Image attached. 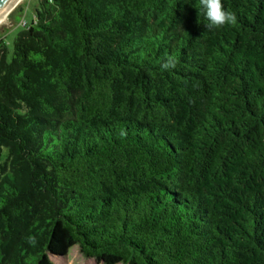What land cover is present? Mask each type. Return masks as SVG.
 Returning <instances> with one entry per match:
<instances>
[{"label": "trees", "instance_id": "trees-1", "mask_svg": "<svg viewBox=\"0 0 264 264\" xmlns=\"http://www.w3.org/2000/svg\"><path fill=\"white\" fill-rule=\"evenodd\" d=\"M222 6L37 0L0 46V264H264V0Z\"/></svg>", "mask_w": 264, "mask_h": 264}, {"label": "rangeland", "instance_id": "rangeland-1", "mask_svg": "<svg viewBox=\"0 0 264 264\" xmlns=\"http://www.w3.org/2000/svg\"><path fill=\"white\" fill-rule=\"evenodd\" d=\"M37 0H21L6 19L0 24V46H5L8 57L12 52V43L16 34L25 26L29 25L34 15ZM6 150L2 149L1 161L4 160ZM54 264H101L92 258L84 257L77 246L71 247L66 255L51 258Z\"/></svg>", "mask_w": 264, "mask_h": 264}, {"label": "clouds", "instance_id": "clouds-1", "mask_svg": "<svg viewBox=\"0 0 264 264\" xmlns=\"http://www.w3.org/2000/svg\"><path fill=\"white\" fill-rule=\"evenodd\" d=\"M199 7L208 21V27L219 28L235 21L234 14L228 12L222 6V0H199ZM161 67L165 70L172 69L175 67V61L168 59L161 64Z\"/></svg>", "mask_w": 264, "mask_h": 264}, {"label": "water", "instance_id": "water-1", "mask_svg": "<svg viewBox=\"0 0 264 264\" xmlns=\"http://www.w3.org/2000/svg\"><path fill=\"white\" fill-rule=\"evenodd\" d=\"M16 0H0V14L5 10H11V8L15 5Z\"/></svg>", "mask_w": 264, "mask_h": 264}, {"label": "bare ground", "instance_id": "bare-ground-1", "mask_svg": "<svg viewBox=\"0 0 264 264\" xmlns=\"http://www.w3.org/2000/svg\"><path fill=\"white\" fill-rule=\"evenodd\" d=\"M21 0H16L15 5L11 8V10H13V8L20 2ZM11 10H5L3 13L0 14V24L6 19V17L8 16V14L11 12Z\"/></svg>", "mask_w": 264, "mask_h": 264}]
</instances>
